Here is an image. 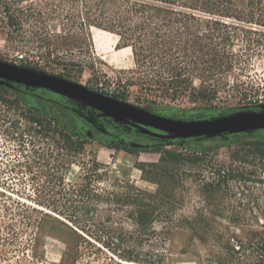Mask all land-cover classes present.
Masks as SVG:
<instances>
[{
    "label": "rangeland",
    "instance_id": "obj_1",
    "mask_svg": "<svg viewBox=\"0 0 264 264\" xmlns=\"http://www.w3.org/2000/svg\"><path fill=\"white\" fill-rule=\"evenodd\" d=\"M7 1L41 12L42 18L33 23L43 34L61 32L59 20L50 17L53 3L63 7L64 14L71 8L70 3L59 5L58 0ZM2 4L0 0V12ZM73 6L79 10V2ZM65 24L64 37L55 40L52 61L45 65L36 49L29 50L31 42L9 38L0 21V59L14 62L22 53L29 67H44L46 72L91 89L123 91V99L136 105L159 107L158 101L147 103L138 86L124 83L129 78L139 82L143 77L130 47L117 48V36L95 26L79 33V25ZM244 46L243 41H236L237 54L252 55L243 57L240 66L244 69L236 65V77L229 79L243 82L248 99L238 100L227 87L210 100L184 97L167 103L187 110L264 100V47L255 46L257 53H252L244 51ZM21 110L25 111L0 103V264L105 263L112 253L103 242L113 245L118 233L134 232V201L145 200L147 193L159 187L169 196L173 215H200L208 221L206 245L191 240L185 229L174 230L167 243L169 264H201L204 256L205 264H264L259 250L264 245V150H260L264 145L258 146L257 138L241 137L226 146L208 141L204 154L172 144L157 152L128 151L88 138L65 141L58 129L48 133L47 141L34 143L25 134L20 143L11 132L30 126L19 115ZM47 142L64 160L62 168H52L53 161L45 165ZM167 151L180 155L171 159ZM154 227H160L158 221Z\"/></svg>",
    "mask_w": 264,
    "mask_h": 264
},
{
    "label": "trees",
    "instance_id": "obj_2",
    "mask_svg": "<svg viewBox=\"0 0 264 264\" xmlns=\"http://www.w3.org/2000/svg\"><path fill=\"white\" fill-rule=\"evenodd\" d=\"M58 1L59 5L66 2L71 4L70 12L65 14L63 7L57 8L54 3L51 7L50 17L59 20L61 32L66 29V21H69L71 26L79 25V33L89 26H95L115 34L117 48L130 47L143 77L139 82L129 78L125 79L124 83L142 89L143 99L147 103L158 101V108L145 104L146 108L171 116L207 117L240 109H258V105L264 103V100L252 98L243 104L238 102L222 107L193 106L187 110L167 103L184 97L193 101L210 100L216 98L227 87L238 100L248 99L249 94L247 89L243 88V82L240 80L230 82L229 78L236 77L233 72L236 65H239L241 70L244 69L240 66L243 57L252 54H237L234 46L236 41L241 40L245 43L243 50L252 53H257L255 46L264 47V0ZM78 2L79 10L73 6ZM41 18V12L38 10L13 6L12 2L3 0L0 21L6 29L7 36L17 42H31L29 50L36 49L34 52L37 57L48 65L52 61L53 49L57 48L55 40L63 38L64 34L49 30L41 33L37 23H33L39 22ZM14 63L28 65L25 56L20 60L15 59ZM37 69L45 71L44 67ZM100 91L121 99L126 97L120 90ZM0 103L25 110H21L19 115L24 117L30 126L11 132V136L20 143L24 141L25 134H30L34 143L44 138L47 141L48 133L50 131L55 133L57 129L65 141H71L72 138L85 139L84 134L79 133L80 126L86 123L85 115L94 116L99 113L89 107L80 109L79 104L46 89L26 88L21 84L0 85ZM102 119L112 121L106 117ZM104 124L107 126L106 122ZM117 125L119 128L115 131L120 135L156 137L157 142L143 145L138 149L132 148L130 143L121 146L119 137L112 143L99 137L97 142L128 151L151 149L157 152L162 146L172 144L199 154L208 152L209 148L205 144L208 141L226 146L241 137H252L251 135L257 137L255 143L258 146L264 145L262 132L264 129H260L261 133L257 131L256 134H233L228 140L221 138L222 136L214 139L170 140L142 132L136 126L135 129H129L128 126ZM47 144L45 151L48 158L45 165L53 161L55 166L52 168H62L64 160L59 153H55L56 150L51 149L48 142ZM167 155L171 159H177L180 154L167 151ZM51 177L56 178L52 175ZM134 203L136 216H133L132 220L137 229L130 233H118L115 242H112L113 245L103 242L112 254L101 264H169L167 243L176 228L185 229L191 240L206 245L209 237L207 218L200 215L194 217L173 215L172 203L169 202V196L162 187L157 188L154 193H147L145 200H135ZM41 204L49 205L46 202ZM67 217L75 221L70 215ZM156 221L160 224L159 228L154 227ZM80 237L85 240L84 235L80 234ZM220 238L221 235L217 234L219 244ZM259 250L263 252L261 254L263 259L264 245H261ZM81 252L83 251L79 249V256ZM206 261L205 256L201 258V264H205Z\"/></svg>",
    "mask_w": 264,
    "mask_h": 264
},
{
    "label": "water",
    "instance_id": "obj_3",
    "mask_svg": "<svg viewBox=\"0 0 264 264\" xmlns=\"http://www.w3.org/2000/svg\"><path fill=\"white\" fill-rule=\"evenodd\" d=\"M42 88L89 107L117 123L132 124L142 132L166 139H214L227 134H252L264 129V103L207 117L171 116L102 93L100 90L43 70L0 59V85Z\"/></svg>",
    "mask_w": 264,
    "mask_h": 264
},
{
    "label": "flooded vegetation",
    "instance_id": "obj_4",
    "mask_svg": "<svg viewBox=\"0 0 264 264\" xmlns=\"http://www.w3.org/2000/svg\"><path fill=\"white\" fill-rule=\"evenodd\" d=\"M79 108L80 109H84L87 107H83L79 104ZM79 109V114L81 115L82 112ZM102 115H99V113H96L94 116H90V115H85V119H86V123L82 126H80L79 130H80V134H84V136L90 140L93 141H98L97 138H104L106 140H108L107 142H114L116 141V139L119 137V142L120 145L122 146L123 144H129L130 146L134 149H138V148H142L143 145H152L154 143H156V137H150V138H140V137H129V136H125V135H120L118 133L119 125L117 124H121L122 126H128V128H132L135 129V125L132 124H123V123H117L115 121H112L117 123H113L110 120H106V119H102L105 116L101 117ZM108 118V117H106ZM102 119V120H100ZM106 122L107 126L104 124ZM137 127V126H136ZM129 129H127L129 131ZM258 132H260V130H257ZM256 131V132H257ZM256 132L252 133V134H256ZM264 134V131H262ZM261 133V132H260ZM245 134V133H242ZM240 134V135H242ZM231 135L233 134H227V135H223L221 138L224 139H229L231 137ZM247 135V134H245ZM252 137H255L253 135H251ZM257 138V137H255ZM133 139V140H132ZM131 141V142H129ZM133 141V142H132ZM260 150H264V149H260Z\"/></svg>",
    "mask_w": 264,
    "mask_h": 264
},
{
    "label": "built area",
    "instance_id": "obj_5",
    "mask_svg": "<svg viewBox=\"0 0 264 264\" xmlns=\"http://www.w3.org/2000/svg\"><path fill=\"white\" fill-rule=\"evenodd\" d=\"M23 56H24V54H22V53L17 54L15 59H19L20 60V59L23 58Z\"/></svg>",
    "mask_w": 264,
    "mask_h": 264
}]
</instances>
